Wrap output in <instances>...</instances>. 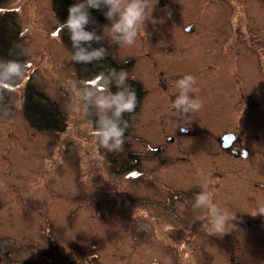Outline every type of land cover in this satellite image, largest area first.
I'll list each match as a JSON object with an SVG mask.
<instances>
[{"label": "rangeland", "instance_id": "374dc122", "mask_svg": "<svg viewBox=\"0 0 264 264\" xmlns=\"http://www.w3.org/2000/svg\"><path fill=\"white\" fill-rule=\"evenodd\" d=\"M147 4L133 45L110 41L104 30L109 20L99 35L117 62L133 61L123 71L144 89L130 134L114 152L90 135V117L112 111L97 107L98 98L110 91L97 80L76 79L52 0H5L0 6V16L17 18L27 58L22 79L0 107V264H218L219 239L221 264H255L248 256L251 245L232 241L231 224L253 222V227L252 220L264 215L249 195L241 196L245 187L237 189L231 155L219 144L221 134L234 129L245 145L254 133L248 127L264 123V0ZM219 27L224 32L217 36ZM247 27L249 43L241 32ZM235 29L239 36L232 48ZM217 40L221 45L213 43ZM186 74L195 78L189 97L203 104L188 122L178 120L173 108L180 95L176 82ZM27 78L58 103L67 118L63 132L28 126L21 111ZM155 147L160 151L153 155ZM261 151H254L248 165L255 176L264 170ZM199 194L208 197L206 205L197 206ZM225 210L233 217L226 232L209 234L207 218L213 221ZM238 226L243 234L258 228ZM193 229L198 230L191 246L170 238L177 231L189 237ZM178 246L183 258L175 254Z\"/></svg>", "mask_w": 264, "mask_h": 264}, {"label": "clouds", "instance_id": "9594fccd", "mask_svg": "<svg viewBox=\"0 0 264 264\" xmlns=\"http://www.w3.org/2000/svg\"><path fill=\"white\" fill-rule=\"evenodd\" d=\"M102 6H106L108 9L102 14L106 20L111 21V24L106 25L104 29L110 41L121 46L135 43L138 28L145 20L146 8L148 7L147 0H77L76 3L69 6L67 19L62 23L57 21L61 31L67 29L70 33L69 38L73 47L79 46L81 41L85 42L88 47L91 46V42L101 41V36H98L94 30H85V26L90 22L94 23L91 20L89 9L101 11ZM116 33L120 35L116 36ZM105 55L106 49L104 48L86 52L85 48L80 47L75 55H72V60L90 63L95 59L103 58ZM0 67L3 69L0 72V93L10 92L12 88L9 85L15 84L21 77L22 65L14 60L0 59ZM112 71L115 72L114 69ZM127 79V73L121 70L118 85ZM176 83L180 89V95L173 101V108L178 120L188 122L189 116L200 110L203 104L200 100L190 98L188 95L189 92L194 91L195 78L192 75L186 74ZM2 98L3 96L0 95V99ZM136 106L137 96L134 89L128 91L126 97L125 92L118 91L115 94L109 93L108 96L98 98L97 107L101 110H112V115L115 117L112 119L106 115L102 116L91 130L90 135L97 139L100 147L109 152L119 151L122 148L128 121H124L123 127H120V117L122 113H133ZM196 200L197 206L206 205L208 197L205 194H199ZM259 214L264 215V205L260 207ZM230 218L233 217H230L227 210L223 215L218 214L214 217L211 228L208 229L209 234L225 233L226 224Z\"/></svg>", "mask_w": 264, "mask_h": 264}, {"label": "trees", "instance_id": "16d2710c", "mask_svg": "<svg viewBox=\"0 0 264 264\" xmlns=\"http://www.w3.org/2000/svg\"><path fill=\"white\" fill-rule=\"evenodd\" d=\"M5 0H0V6L3 5ZM77 0H52V11L54 14L55 21L64 22L68 16V8L70 5L76 3ZM91 20L85 26L87 31H95L99 36L106 24V19L103 12H107V7L102 6L101 11L95 9H89ZM58 25V23H57ZM59 28V26H58ZM59 36L61 43L65 46L68 53L71 56L79 50L80 47L85 48L86 52L92 51L94 49L104 48L100 42H91V46L81 41L80 45L73 47L70 40V33L67 29L61 31L59 29ZM106 49V55L101 59H95L90 63L76 62L72 60L74 67V74L78 81H89L97 80L99 85L102 87H107L110 94H115L118 91L125 92V97L127 92L134 89L137 96V106L133 113H122L120 117L119 126L123 127V122L128 121V128L124 134V142L127 140L130 134V126L132 118L138 114V109L140 102L144 97V89L142 88L140 82L137 80L129 79L122 83L116 80V76L121 70H129L132 66L133 61H124L122 63L117 62L111 49ZM0 59L2 60H14L22 65L21 77L15 82V84L9 85V87H14L18 85V82L22 79V74L24 72L25 65L27 63V58L22 47V39L19 31V25L17 18L12 13H4L0 16ZM115 70L113 73L112 70ZM3 69L0 67V72ZM31 78H27L23 86L21 111L28 124V126L39 132L46 133H56L63 132L66 128V115L61 111L57 102L46 95L44 92L39 91L30 82ZM3 96L0 99V107L4 106L9 99V92L0 93ZM106 116L115 119L112 115V111ZM102 116H91L93 127L97 125V122ZM4 248V241L0 238V251ZM71 262V261H70Z\"/></svg>", "mask_w": 264, "mask_h": 264}, {"label": "flooded vegetation", "instance_id": "af4514ba", "mask_svg": "<svg viewBox=\"0 0 264 264\" xmlns=\"http://www.w3.org/2000/svg\"><path fill=\"white\" fill-rule=\"evenodd\" d=\"M168 11L170 12V10H168ZM238 31H239V29H235V31H233L234 36L230 38V39H232L231 40L232 42H230V47H232V48H236L235 46L237 45V39H238L237 37L239 36ZM251 31H252V29L250 27H247L246 30L241 31L244 34L243 36L247 39L246 40L247 43H249V40H248L249 38H250V40L252 39ZM215 32H217V36H220V33H223L224 31L222 30V27H219V30H217ZM225 41H227V39ZM213 43L216 44L217 46L221 45L218 40L214 41ZM225 44H227V43H225ZM215 48L218 49V47H215ZM243 67L245 68L246 66L244 65ZM244 68H243V70H244ZM263 101H264V96H263ZM252 120L255 124L254 118H252ZM251 125H252V122H251ZM248 128H250L251 129L250 131H253L254 133L248 137L249 139L247 140V142H245V145L241 141L242 139L240 137L241 136L240 132H237L234 129H231L229 131L222 133L221 137L219 135V137H220L219 146L223 151H225L231 155V161L233 163V168H234L233 170L236 173H238V179L237 180L239 181V184L247 183L246 186H242V187H240L239 184H237V189H239V190H241L242 188L245 187V189L242 190L241 196L243 198H246V196L249 195L250 198L253 199L254 206H262V205H264V170H263V173L261 175L255 176V175L250 174V172L248 170V168H249L248 165L250 166V164H252L254 162V161L253 162L250 161L251 157H253L254 151L260 152L261 149L264 151V123L262 124V126L256 127L254 125V126L248 127ZM180 131L181 132L184 131L185 134L188 133V131H186L182 128ZM228 134L232 135V138L229 141V143L226 144V142L223 141L222 138ZM223 142H224V144H226L227 147H223ZM252 144H253V146H252ZM159 151L160 150L157 147H155L154 149H152V152H153L152 154L155 155L156 152H159ZM137 159L138 158H136L134 160V164L137 163ZM234 162H237L239 164H234ZM244 162H247V163H245L247 166L244 164ZM236 165H244V166L239 168ZM128 166H129V164H128ZM119 171H126V170L121 168V169H119ZM127 172H128L127 174H129V173L133 172V169H131ZM254 177H256V178L254 179ZM228 192H230V191H228ZM233 192H234V190L232 188L231 193H233ZM231 193H229V195H231ZM244 201H245V199H244ZM230 204H231V201H230ZM170 210H171V212L172 211L175 212L173 210V208H170ZM154 218H156V217H154ZM207 219H208L209 223L212 222V218H207ZM252 221H254L253 227L255 225L258 227L257 231L255 230V228L253 229V227H252L253 222L247 223V224H242V223H238L237 221H235V222H232V224H231L233 227H235V232H233L229 236L234 237L233 238L234 240H232L234 242L237 240H243V243L241 244V246H244L245 244L251 245V248H252L251 250L252 251L254 250V251H253V253L250 252V254L248 256L250 257L251 260L253 259V262L255 264H263L264 261L261 260V257H262V259H264V244H263L264 243V216L262 218H259V219L256 218V220L254 219ZM238 225L241 226V229L248 227L247 229L255 230V232L243 234V233L239 232L240 228ZM197 230L193 229L192 233L190 234L191 236H189V237L186 236V232H178L177 231V233L171 235L170 238L173 241H175L176 244L177 243L179 244L180 240L182 242H183V240H185L187 242V246L188 245L191 246V243H192L191 238ZM175 236H182V237H179L178 239H174ZM221 241H222V239H219V241L216 244L217 252L219 251L218 264H221V258L223 255L222 249L224 248V245L221 243ZM257 241H260L261 242L260 245H262V246L257 245V244L256 245L251 244V242H257ZM259 247L262 249L260 250V252H256V250H258ZM183 251H184V249L181 246L180 247L178 246L175 250V254L181 255V257L183 258V256H184ZM202 254L205 257V253L202 252ZM251 255H252V257H251ZM180 261L181 260H176L175 262H176V264H178ZM181 263L185 264L183 260L181 261Z\"/></svg>", "mask_w": 264, "mask_h": 264}, {"label": "water", "instance_id": "95a60500", "mask_svg": "<svg viewBox=\"0 0 264 264\" xmlns=\"http://www.w3.org/2000/svg\"><path fill=\"white\" fill-rule=\"evenodd\" d=\"M189 29H190V27L186 28V30H189ZM231 138H232V135L228 134V135L224 136L222 139H223V141L226 142V144H228L229 141L231 140ZM226 144H224V142H223V147H227Z\"/></svg>", "mask_w": 264, "mask_h": 264}]
</instances>
